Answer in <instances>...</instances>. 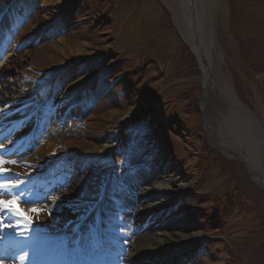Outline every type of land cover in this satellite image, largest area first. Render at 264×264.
Segmentation results:
<instances>
[{"label": "rangeland", "instance_id": "1", "mask_svg": "<svg viewBox=\"0 0 264 264\" xmlns=\"http://www.w3.org/2000/svg\"><path fill=\"white\" fill-rule=\"evenodd\" d=\"M41 1L32 12L34 17L31 15L27 20L23 36L47 25L57 26L61 15L63 20L68 18L75 24L72 29L61 31L56 39L40 43L44 55H49L51 47L58 45L54 54L60 58L61 51H68L70 61L34 66L31 72L35 79L31 80V85L46 84L49 78H39V75H50L52 81H70L65 87L72 89L70 93L75 96L72 101L77 102L83 93L87 97L86 114L78 121L79 125L55 129L41 147L52 140L60 144L58 150L94 141L98 137L90 136L89 129L94 116L99 120L111 112L129 113L132 117L118 126V130L115 128L116 132L104 142H97L99 150L90 152L113 154L114 169L123 170L127 163L123 160L125 157L120 156L121 144L128 139L133 145L134 134L129 131L126 138L122 133L131 124L140 123L157 111L152 114V120L157 122L156 128L166 120V136L162 138L156 132L147 134L146 144L142 149L139 147L138 155L132 156L135 163L143 161L148 166L146 172L138 170L134 175L139 183L133 187L132 195L144 197L153 189L154 193L163 194L164 190L158 191L161 186L154 181L163 186L168 180L171 182L168 187L175 202L179 201L175 211L184 221L197 224L198 241L193 244L196 250L203 247L187 264H264L263 193L252 182L243 163L222 153L210 142L199 105L201 73L167 6L161 0H58L50 7L41 6ZM221 2L222 10L219 7L216 10L214 35L222 52L223 70L230 76L241 101L242 115L251 117L252 122H261V118L264 121V0ZM10 3L11 0H0L2 7ZM20 39L18 49L15 41L14 49L6 52L8 61L17 60L19 55L32 50L24 49L22 37ZM63 40L66 42L62 43ZM72 43L79 47L73 48ZM81 48L83 51L75 53ZM102 68L105 73L101 72ZM13 71L14 75L18 72ZM94 73L97 75L92 79ZM76 77L79 82L71 84ZM100 79L104 80L105 87L99 85L101 89H94L93 95L89 90ZM248 111L251 115L246 114ZM242 130L252 139L251 124L247 123ZM250 145L252 148V140ZM153 155L156 158L149 161ZM155 159L160 163L165 159L168 162L156 165L153 173L157 171L156 176L150 181L151 164L156 163ZM99 168L96 167L94 173ZM104 170L101 171L104 175L111 172L108 167ZM94 173L86 178H73L63 193H69L73 186L78 190L84 187L79 191V199L87 195L94 200L93 192L100 191L102 183H95ZM39 205L43 207L37 209L46 206L45 203ZM132 225L130 221L126 229L130 235ZM206 242L211 245L205 247Z\"/></svg>", "mask_w": 264, "mask_h": 264}, {"label": "bare ground", "instance_id": "2", "mask_svg": "<svg viewBox=\"0 0 264 264\" xmlns=\"http://www.w3.org/2000/svg\"><path fill=\"white\" fill-rule=\"evenodd\" d=\"M57 1L58 0H42L41 6L47 5L50 7ZM161 1L172 14L174 24L177 26L184 42L189 46V49L192 51L197 61L201 73L200 82L202 84V98L199 105L205 117L206 131L210 138V142H212L216 148H219V151H223L229 157L235 156L250 160L248 156L246 157L247 153L241 149V147L246 148L249 155L252 156L253 173L258 175L259 178H262L264 173L260 170V167H257L260 163L259 159L255 160L256 151L252 152L250 145V141L252 140L251 136L247 131L242 130V127L247 123L252 125V119L251 117H240L239 112H242L241 101L232 87L230 76L227 77L226 71L223 70L222 52H220L217 39L214 35L216 10H218V7L222 10V0ZM26 4L28 5L29 1H26ZM0 8L2 9V6H0ZM15 12H17V14L19 13V16L22 14L19 9H16ZM13 17L14 15L9 20H12ZM61 42L65 43L66 40ZM71 45L75 49L79 47L75 45V43ZM57 47L58 45L52 46L50 49L51 53L49 55H44L42 53V46H39L34 50L26 51V53L19 55L17 60L15 58L14 60L6 61L4 64L2 63V65H0V94L4 97H16L19 95L14 93L19 92L17 86H15V82L19 79L17 77L18 75L16 76V71L14 75V69L18 70L17 73H19V77L22 75L29 76L31 73L30 68L33 69L34 66H45L46 63L51 61H55L59 65L70 61V58H67L69 56L68 51H61L63 55L60 58L57 53L54 54V49ZM80 50L83 51V48L75 53H78ZM27 67L30 68L27 69ZM77 82L79 81L76 77L71 84L74 85ZM60 97L63 98L62 96ZM59 100L61 99L58 97L57 101ZM94 117L95 120L89 125L90 136L96 135L98 138L94 139V141L76 144L69 149L75 151L99 150L96 145L97 142H104L108 139L111 134L116 132L115 128L118 130L124 121L132 117V114L111 112L108 116L104 117V119L97 120L98 118H96V116ZM262 120L261 118V122L264 123ZM258 125H260V123H258ZM113 126L114 128H112ZM58 145L60 144L55 140L48 142L35 152L32 160H36L40 167L44 164V166L48 165L53 159L64 153V151L58 150ZM47 158L49 159L46 160ZM164 162L167 163L168 160L166 159L162 163ZM164 167L167 168V164ZM35 171L36 170H32V172ZM154 182H157L158 186H161L158 191L164 190L165 195H160L164 200L162 202L152 200L150 204H141L140 206H136L135 203L132 205V201L128 200L126 208L130 212L128 211V216L119 215L120 218L125 220L124 218L127 217L125 222H129L132 219L134 223H137L138 219L142 218L144 215L153 212V210L159 206L166 207V205L170 204L169 202L173 201L174 194L170 191V187H168L171 182L168 180L167 185L164 186L160 185L157 180ZM152 193H154V189L148 192L149 195ZM148 194L146 197H141V200L150 198L155 199L153 195L148 197ZM65 195L68 196L69 199L74 198L77 195V187L73 186L71 191L65 193ZM48 206L46 210L41 208L32 218L43 230H57L76 218L70 209L60 207L58 203H49ZM180 216L181 215H178L177 211L169 213L165 218V220L167 219L169 221L162 223V226L153 229L147 234L142 233L138 235L133 242L129 241L125 232L119 237L116 232L117 228H114L112 233L116 238L115 241H119L121 244L120 252L122 254L119 260L123 262V264H183L182 261L192 254L189 253L190 251H188V249L193 250L194 248L188 247L198 239L199 233L197 231V224H192L193 222L189 220L184 221V217ZM155 221L157 223L159 221H164V216H159ZM177 240H180V242L182 241V243L180 244Z\"/></svg>", "mask_w": 264, "mask_h": 264}, {"label": "water", "instance_id": "3", "mask_svg": "<svg viewBox=\"0 0 264 264\" xmlns=\"http://www.w3.org/2000/svg\"><path fill=\"white\" fill-rule=\"evenodd\" d=\"M240 117H244L242 115V112H239ZM247 115H251L250 113H247ZM204 117V116H203ZM204 121H205V117H204ZM252 152L256 151V156H255V160L259 159V164H258V168L260 167L261 171L264 173V123L262 122H252ZM258 123H260V125H258ZM243 128V127H242ZM207 132V131H206ZM210 140V138H209ZM241 149L247 153L246 157L248 156V159H244V158H240V157H235L232 156V158H234V160L243 163V166L246 170V172L248 173L249 177L251 178L252 182L258 186L264 194V176L262 178H259L258 175H255L253 173V169H252V156L249 155L248 151L246 150V148H242ZM258 162V161H256ZM261 179V180H260Z\"/></svg>", "mask_w": 264, "mask_h": 264}, {"label": "snow or ice", "instance_id": "4", "mask_svg": "<svg viewBox=\"0 0 264 264\" xmlns=\"http://www.w3.org/2000/svg\"><path fill=\"white\" fill-rule=\"evenodd\" d=\"M12 163H15V161H13ZM4 161L2 158H0V175H6L8 173V170L3 167ZM19 185L16 183H12V182H4V183H0V190H8L10 188H15L18 187ZM3 193L0 192V197H2ZM19 198L13 196L10 199H3L0 198V213H4L7 212L13 216H15L18 220L23 219L25 222L28 223L29 227L32 226V224L34 223L33 220H31L29 218V216L25 215V213L19 208ZM40 211L37 208H31L30 212L31 213H36ZM37 222H38V218H37ZM7 227H11V225H5L3 223H0V229H4Z\"/></svg>", "mask_w": 264, "mask_h": 264}]
</instances>
